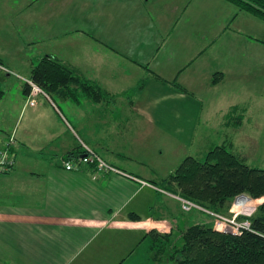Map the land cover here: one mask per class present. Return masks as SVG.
Wrapping results in <instances>:
<instances>
[{
  "label": "crops",
  "instance_id": "crops-1",
  "mask_svg": "<svg viewBox=\"0 0 264 264\" xmlns=\"http://www.w3.org/2000/svg\"><path fill=\"white\" fill-rule=\"evenodd\" d=\"M254 29L264 22L226 0H0V149L16 137L13 170L0 173V264H148L154 230L179 238L190 219L165 179L191 154L175 142L197 132L204 99L260 77ZM46 43L52 50L30 49ZM46 55L103 98L56 93L59 102L40 95L29 106L25 79ZM239 105L244 117V104L229 109ZM82 143L122 173L80 161ZM164 184L175 201H164ZM160 206L171 215H153Z\"/></svg>",
  "mask_w": 264,
  "mask_h": 264
},
{
  "label": "trees",
  "instance_id": "trees-1",
  "mask_svg": "<svg viewBox=\"0 0 264 264\" xmlns=\"http://www.w3.org/2000/svg\"><path fill=\"white\" fill-rule=\"evenodd\" d=\"M226 1L264 22V0ZM0 65H4L1 58ZM145 68L148 70L147 65ZM1 72L0 69V76ZM154 76L193 95L176 78L166 81L157 74ZM30 77L50 96L57 93L75 99L82 92L93 101H100L105 94L100 86L79 75L75 68L55 55L43 56L32 68ZM216 82L213 78L212 83ZM144 83H140L139 89ZM26 89L28 93L31 90L27 84ZM3 94L0 87V98ZM239 111H242L239 106L229 110V124L241 122L243 118ZM179 165L165 181L174 182L186 199L214 211L227 210L231 201L242 194L260 199L262 203L251 217V229L240 235L216 231L211 224L196 223L182 230L177 237L179 242L175 244L172 232L162 234L154 230L150 235L152 252L159 241L171 249L169 259L172 264H264V169L250 167L225 144L210 148L204 160L189 155Z\"/></svg>",
  "mask_w": 264,
  "mask_h": 264
},
{
  "label": "rangeland",
  "instance_id": "rangeland-1",
  "mask_svg": "<svg viewBox=\"0 0 264 264\" xmlns=\"http://www.w3.org/2000/svg\"><path fill=\"white\" fill-rule=\"evenodd\" d=\"M253 31L260 38L264 39L263 30L259 29L255 31L254 29ZM30 49H32V52L35 54L43 53L52 50V44L46 43L38 46L35 45L31 46ZM221 76L222 73L218 72L213 75L212 79L215 78L218 82ZM212 79L210 83H212ZM139 86L140 84L136 85L135 88L139 89ZM219 91L220 92L217 96L203 100L205 109H202L198 118L196 124L197 132L194 134H185L184 137H180V143L175 142L177 144L175 148L177 149L178 146L181 145L180 150L182 151V156L186 154L185 151L189 149V154L204 160L205 155L210 148H213L216 145L225 144L228 149L236 153L250 167L264 169V70L262 69L260 77L255 80L254 85L242 86L238 83L235 85H229V87H225ZM125 92L126 94H131L135 91L134 89H129ZM134 94L135 93L131 94L130 97H134ZM55 96L56 94L52 95V97L59 102ZM234 104H244L247 111L244 113V117L241 116L243 119L240 123L229 124V126L225 127L221 122L224 121V124L225 122H230L228 117L223 120V117L221 116L223 112L220 114L216 111L222 108L225 109V111H229V107ZM127 109L129 110L130 108L127 107ZM239 114L243 115V112L239 111ZM196 128H194V130ZM181 143H185V145H182ZM186 143L189 146H187ZM81 147L82 144L79 145V148ZM168 154H170V151H167L166 155ZM182 156L178 159H182ZM185 156H187V154ZM178 166L180 165L178 164ZM178 166H176L175 169ZM163 186L168 189L166 191L167 194H161L166 199L164 201H175V199H172L168 194L172 191V188H168L166 184ZM258 203H262L260 199L258 200ZM170 212L169 209L167 210V208L160 206L159 209L153 211V215L170 216ZM182 215L186 217V220L190 219V224L194 222L195 218L196 220L201 221V223L203 222L206 224H209V220L211 219V216L208 213L198 209H193L191 212L183 211ZM176 235L178 234L174 235L173 242L178 244L179 240ZM156 244L158 246H156L154 252L150 254L152 257H150L148 264H172L169 259L171 251L169 246H164L165 243H160L159 241H156Z\"/></svg>",
  "mask_w": 264,
  "mask_h": 264
},
{
  "label": "built area",
  "instance_id": "built-area-1",
  "mask_svg": "<svg viewBox=\"0 0 264 264\" xmlns=\"http://www.w3.org/2000/svg\"><path fill=\"white\" fill-rule=\"evenodd\" d=\"M0 69H3L2 65H0ZM25 81L31 89L27 95V104L29 106H35L40 95L49 97L44 89L32 79L28 78L25 79ZM15 144L16 137L12 134L8 137L5 145L0 149V173H7L13 170L16 158L12 149L15 147ZM82 146L84 150L77 156L80 161L85 164H92L99 172L116 171L122 173V171L110 165L109 162L92 148L84 143H82ZM65 167L66 169H73L74 165L71 161H66ZM178 198L183 211L191 212L193 209H198L208 213L211 216L209 224H211L214 230L232 235H240L243 231L251 229V217L256 213L260 204L258 203L259 199H254L246 194H242L238 195L231 201L232 203H230L227 210L214 211L182 196H178Z\"/></svg>",
  "mask_w": 264,
  "mask_h": 264
}]
</instances>
